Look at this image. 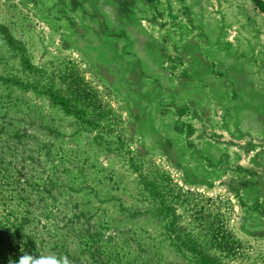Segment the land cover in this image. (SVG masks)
Returning <instances> with one entry per match:
<instances>
[{"label": "rangeland", "instance_id": "obj_1", "mask_svg": "<svg viewBox=\"0 0 264 264\" xmlns=\"http://www.w3.org/2000/svg\"><path fill=\"white\" fill-rule=\"evenodd\" d=\"M11 212L70 264H264V13L0 0V224Z\"/></svg>", "mask_w": 264, "mask_h": 264}, {"label": "trees", "instance_id": "obj_2", "mask_svg": "<svg viewBox=\"0 0 264 264\" xmlns=\"http://www.w3.org/2000/svg\"><path fill=\"white\" fill-rule=\"evenodd\" d=\"M256 9L260 13H264V0H250ZM50 99L52 102L60 107L66 108L65 101L57 96L51 95ZM11 200V199H10ZM16 200H20L24 202V205H27L29 200L25 195H17ZM12 201V200H11ZM9 215L10 219L9 223L4 225L0 224V264H16V261L23 254V252H31L33 254L38 255L37 251L33 250L31 245H28V237L23 233L24 227L28 224V219L20 212ZM11 232V242L6 236L5 233ZM94 254V253H93ZM94 255H97L95 252ZM93 255V256H94ZM92 256V257H93ZM203 264H207L202 260ZM100 264H103L102 262Z\"/></svg>", "mask_w": 264, "mask_h": 264}, {"label": "clouds", "instance_id": "obj_3", "mask_svg": "<svg viewBox=\"0 0 264 264\" xmlns=\"http://www.w3.org/2000/svg\"><path fill=\"white\" fill-rule=\"evenodd\" d=\"M10 264L12 262L10 261ZM16 264H70L66 256L36 255L31 252H23Z\"/></svg>", "mask_w": 264, "mask_h": 264}]
</instances>
